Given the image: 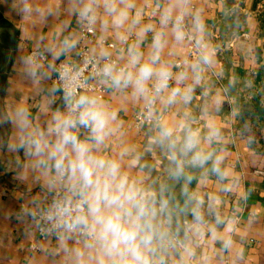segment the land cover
Segmentation results:
<instances>
[{"label":"clouds","instance_id":"obj_1","mask_svg":"<svg viewBox=\"0 0 264 264\" xmlns=\"http://www.w3.org/2000/svg\"><path fill=\"white\" fill-rule=\"evenodd\" d=\"M13 10L29 22L14 65L27 91L17 99L9 86L0 106V166L16 185L18 207L3 214L29 242L27 264H224L235 175L192 0Z\"/></svg>","mask_w":264,"mask_h":264},{"label":"crops","instance_id":"obj_2","mask_svg":"<svg viewBox=\"0 0 264 264\" xmlns=\"http://www.w3.org/2000/svg\"><path fill=\"white\" fill-rule=\"evenodd\" d=\"M192 5L202 17L205 39L213 52L214 63L207 75L212 94L223 101L217 118L223 125L226 163L235 175L224 209L238 221L235 247L230 256L225 254L224 264H264V150H258L253 139L238 128L240 101L253 93L264 96V0H192ZM14 7L15 0H0V106L9 86L17 89V99L27 91L14 65L18 45L30 50V39L25 38L30 28ZM174 53L171 59H182L188 56V48H175ZM201 103L197 99L194 110ZM134 114L130 109L122 116L130 125L131 138L138 140ZM16 192L11 175L0 166V264H27L29 256L21 226L3 214L18 207Z\"/></svg>","mask_w":264,"mask_h":264},{"label":"trees","instance_id":"obj_3","mask_svg":"<svg viewBox=\"0 0 264 264\" xmlns=\"http://www.w3.org/2000/svg\"><path fill=\"white\" fill-rule=\"evenodd\" d=\"M263 80V68L257 79ZM258 82V83H259ZM264 85V81L262 82ZM238 128L242 133L249 135L256 144L258 150H264V96L261 93H253L248 98L240 101V118Z\"/></svg>","mask_w":264,"mask_h":264},{"label":"built area","instance_id":"obj_4","mask_svg":"<svg viewBox=\"0 0 264 264\" xmlns=\"http://www.w3.org/2000/svg\"><path fill=\"white\" fill-rule=\"evenodd\" d=\"M188 54H189V49H188ZM135 119H136V117H135V114H134V116H133V126L135 125Z\"/></svg>","mask_w":264,"mask_h":264}]
</instances>
